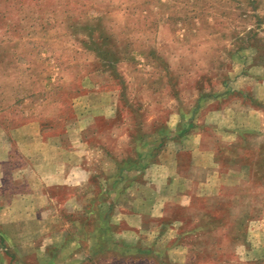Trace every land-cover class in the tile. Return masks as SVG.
Returning a JSON list of instances; mask_svg holds the SVG:
<instances>
[{
  "label": "rangeland",
  "instance_id": "1",
  "mask_svg": "<svg viewBox=\"0 0 264 264\" xmlns=\"http://www.w3.org/2000/svg\"><path fill=\"white\" fill-rule=\"evenodd\" d=\"M219 73L250 86L243 96L242 74L264 88V0H0V264H264V165L248 159L240 218L217 175L204 182L228 159L192 160V141L169 140L197 95L225 90ZM92 92L110 104L90 106ZM31 125L55 144L25 145ZM162 128L179 174L196 162L195 189L174 199L173 158L149 151ZM80 143L71 161L88 174H56V145ZM161 203L166 215L148 216Z\"/></svg>",
  "mask_w": 264,
  "mask_h": 264
},
{
  "label": "crops",
  "instance_id": "2",
  "mask_svg": "<svg viewBox=\"0 0 264 264\" xmlns=\"http://www.w3.org/2000/svg\"><path fill=\"white\" fill-rule=\"evenodd\" d=\"M224 75V73H219L217 82L219 86L222 87L223 85L225 90L217 89L219 87L212 86L209 88L208 92H205L204 90L202 93L199 89V92L202 94L197 95L194 102L190 103V106H192L188 110L190 113H188L187 119L184 120L182 117H180V120H177L174 126L170 127L167 125L171 128V138H169V140L181 146H183L185 141L187 143H191L192 141L191 147H195L194 149L196 150L195 152L189 150V157L192 160L203 158L221 159L222 157H226L228 159L226 165L227 170H224L221 173L218 172V174H216L215 170H204V174H207L210 177L205 178L204 182L207 181L208 183L212 184V175H217L219 179L218 184L220 191H218L220 192V195L225 201H227L229 198L231 199V201L229 200L230 203H228L229 207L227 205L229 213L235 214L240 218H245L248 217L247 211L250 209L251 204H253L249 199L245 200V198L249 195L248 182L250 181V178H243L245 175L249 176V170L252 169V164L248 162V159L253 155L257 158V160H259V164L264 165V88L261 86V83H253V80L256 78L255 76L249 77V74H242L240 75L241 77L238 81H241L242 83L245 81V79H250L252 80V85H256L255 88L253 86L251 89L253 97H251L250 94L249 96H243L242 93L244 94L246 91H248L250 86H242L240 88L231 89V87L229 88V85L227 84L230 78L228 75L226 77H224ZM253 91L255 93L257 92L255 96ZM98 94L99 93L94 92L88 94V102L90 106H103L110 104L109 101H104L102 104ZM230 95H235V98L233 100L230 99L227 104L216 103L217 101L225 99L226 96L228 97ZM242 96L248 101L243 103ZM201 114L202 119H199L198 116ZM35 127L31 125L30 128L27 126L25 128L19 129L21 131V138L24 137H22V133L25 131L27 132V142L24 140L25 145L31 148L43 147L44 149L55 144L45 140H39ZM163 131L164 129L162 128L161 131L156 133L154 142L156 143V146L149 147V151H151V153L153 149H155V152H157L163 145L165 140L164 134L161 133ZM92 135H95L94 132H92ZM80 141L81 140H79V142ZM80 144L81 145H77L76 148L72 149L71 151H66L65 149L56 145V154L54 157H52L54 163L53 171H55L56 174L59 176H68L71 174H88L89 169L85 168L83 163L79 162L78 160L74 162L71 161L73 158L82 159L84 157L82 154L85 153L87 146H85L83 143ZM35 149L36 151H39L38 148ZM78 149L80 150L78 151ZM147 150L148 148L146 147V152ZM160 151V153H158L159 159H164L167 156L169 159L172 157L174 162L177 160V151H171L172 153H169L171 155L164 153V150ZM153 155L154 154H150L149 156ZM194 164L196 165V162L191 163L190 168L188 169L187 178L186 175L179 174L178 167L175 162V170L172 169V172L179 176V178L181 177L182 181L185 180L186 182L182 185L181 180H178L176 183L173 181L170 187V190L173 192V199L174 195L177 193L179 194L186 190L190 191V189H195L196 182L190 178L192 175L190 170ZM242 191L247 194L245 197L243 196ZM239 193L241 196H237ZM262 195L264 199V193ZM156 202L159 201L157 200ZM154 205L155 207L159 206L158 214L151 213V208L154 207ZM154 205H149V210H147L148 216L150 215L152 217L153 215H166V209H171V206L165 207L164 204L162 206L158 204ZM139 207L141 209H139V213H141L145 205L140 202ZM162 210L164 213L161 214ZM135 217L137 216L135 215ZM250 219L252 220L251 217ZM255 220L260 224V228L262 229L261 231L264 233V211L261 215H259V218L256 217ZM138 223H141L140 219L138 220ZM251 235H253L255 238H260L261 236L259 232H253Z\"/></svg>",
  "mask_w": 264,
  "mask_h": 264
},
{
  "label": "trees",
  "instance_id": "3",
  "mask_svg": "<svg viewBox=\"0 0 264 264\" xmlns=\"http://www.w3.org/2000/svg\"><path fill=\"white\" fill-rule=\"evenodd\" d=\"M108 67H109V69H113V67H112V66H110V65H109ZM258 161H259V160H258ZM258 164H259V162H258Z\"/></svg>",
  "mask_w": 264,
  "mask_h": 264
}]
</instances>
